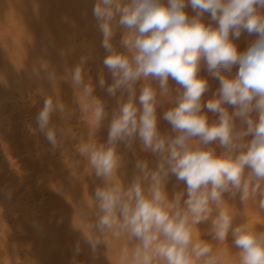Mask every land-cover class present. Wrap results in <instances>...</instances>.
I'll list each match as a JSON object with an SVG mask.
<instances>
[{"label": "clouds", "instance_id": "obj_1", "mask_svg": "<svg viewBox=\"0 0 264 264\" xmlns=\"http://www.w3.org/2000/svg\"><path fill=\"white\" fill-rule=\"evenodd\" d=\"M92 15L106 53L97 86L116 107L109 120L105 101L85 82L82 57L70 79L87 136L78 139L71 128L67 135L100 181L73 222L88 264L100 257L107 264H264V218L249 213H264V0H95ZM117 28L123 32L114 42ZM242 33L256 38L238 51ZM33 74L56 84L46 63ZM209 78L218 81L214 91ZM53 114L68 121L75 113L59 98L44 99L36 123L55 152L65 130L52 124ZM137 142L155 159L137 158L125 182L120 146L135 155ZM237 198L240 209L230 203ZM72 252L70 264H80L81 240Z\"/></svg>", "mask_w": 264, "mask_h": 264}, {"label": "rangeland", "instance_id": "obj_2", "mask_svg": "<svg viewBox=\"0 0 264 264\" xmlns=\"http://www.w3.org/2000/svg\"><path fill=\"white\" fill-rule=\"evenodd\" d=\"M94 3L95 0H0V235L6 238H0V241L5 240L3 245L0 242V264H70L77 240L82 244L77 261L88 264L90 260L88 246L83 244L81 233L73 227L75 210L86 205L87 197L95 185L100 184L99 180L93 181L86 160L75 151L79 137L86 138L88 130L87 125L79 121V105L75 102L77 92L70 79L71 70L80 65L82 57H88L81 65L85 82L91 79L94 94L105 101L109 120L116 106L115 99L109 98L97 86V73L103 67L106 53L101 46L102 33L92 15ZM185 11L191 13L189 16L195 15L190 7ZM204 19H208L207 14ZM122 32L123 29L117 28L114 42L120 39ZM255 38L242 33L234 43L238 51H245ZM45 63L57 70L54 87L33 74V68L39 69ZM104 71L106 82L111 83L110 74L107 69ZM236 71L237 68H233L232 75ZM201 75L207 73L202 71ZM170 84L175 87L174 82L170 81ZM209 84L212 91L219 87L218 81L210 78ZM48 96L54 100L59 98L75 113L68 121L53 114L52 124L65 130L64 143L55 152L36 123V116ZM210 96L211 92L207 93L205 101ZM167 107L169 105L165 103L164 108ZM164 108L158 109L161 115ZM107 125L108 120H105L97 134L100 142L107 139ZM68 128L77 133L76 141L67 137ZM160 128L170 131V126L163 120ZM134 149L135 155L120 146L127 168H131V173L127 170L123 177L125 182L128 177L131 179L137 158L155 159L140 150L139 142ZM173 184L175 178H172L169 190ZM230 203L238 209L242 207L238 198ZM249 213L253 219L264 218V213L257 214L255 209H249ZM200 228L204 232L207 225ZM96 264L107 262L100 257Z\"/></svg>", "mask_w": 264, "mask_h": 264}, {"label": "bare ground", "instance_id": "obj_3", "mask_svg": "<svg viewBox=\"0 0 264 264\" xmlns=\"http://www.w3.org/2000/svg\"><path fill=\"white\" fill-rule=\"evenodd\" d=\"M188 8H189V7H188ZM190 10H191V8H190ZM192 12H193V11H192ZM10 13H11V12H10ZM188 14H189V13H188ZM190 14H191V13H190ZM190 14H189V15H190ZM192 14H193V13H192ZM191 16H192V15H191ZM2 17H4V16H2ZM66 21H67V20H66ZM13 23H14V22H13ZM70 23H71V22H70ZM1 24H2V23H1ZM58 25H59V24H58ZM66 26H68V25H66ZM73 27H74V26H73ZM60 29H61V28H60ZM67 29H68V28H67ZM50 30H51V29H50ZM51 31H52V30H51ZM67 31L69 32V30H67ZM64 32H65V31H64ZM69 33H70V32H69ZM71 33H72V32H71ZM61 36H62V35H61ZM12 38H13V37H12ZM14 40H15V39H14ZM64 40H65V39H64ZM3 42H4V41H3ZM17 45H18V42H17ZM19 45H20V44H19ZM80 52H81V51H80ZM15 53H16V52H15ZM26 55H27V54H26ZM39 58H40V57H39ZM7 59H8V58H7ZM7 59H6V60H7ZM41 59H42V58H41ZM26 62H27V61H26ZM52 62H53V61H52ZM52 65H53V64H52ZM9 67H10V66H9ZM58 67H59V66H58ZM55 70H56V69H55ZM17 71H18V70H17ZM56 71H57V70H56ZM4 72H5V71H4ZM28 72H29V71H28ZM104 72H105V71H104ZM57 76H58V75H57ZM36 77H37V76H36ZM61 78H62V77H61ZM43 80H44V79H43ZM171 85H172V84H171ZM173 86H174V85H173ZM104 97H105V96H104ZM109 98H110V97H109ZM112 100H113V99H112ZM114 101H115V100H114ZM108 102H109V101H108ZM108 102H107V103H108ZM110 102H111V100H110ZM30 104H31V103H30ZM111 104H112V103H111ZM107 105H110V104H107ZM109 107H110V106H109ZM115 107H116V106H115ZM111 108H112V106H111ZM164 109H165V108H164ZM57 120H58V119H57ZM59 124H60V123H59ZM60 125H61V124H60ZM61 128H62V127H61ZM68 129H69V128H68ZM11 130H12V129H11ZM164 130H165V129H164ZM16 133H17V132H16ZM11 136H12V135H11ZM67 137H68V136H67ZM43 138H44V137H43ZM12 139H13V138H12ZM8 140H9V139H8ZM65 143H66V142H65ZM69 143H70V142H69ZM38 144H39V143H38ZM35 145H36V144H35ZM45 145H46V144H45ZM67 145H68V144H67ZM69 146H70V145H69ZM9 147H10V146H9ZM70 148H71V147H70ZM12 151H13V150H12ZM66 151H67V150H66ZM46 152H47V151H46ZM54 154H56V153H54ZM66 154H69V153L67 152ZM45 155H46V154H45ZM71 156H72V154H71ZM71 156H69V157H71ZM59 158H60V157H59ZM63 158H64V157H63ZM132 158H133V157H132ZM132 158H131V159H132ZM68 159H69V158H68ZM64 160H65V159H64ZM59 161H61V159H59ZM61 163H62V162H61ZM64 164H65V163H64ZM64 164H63V165H64ZM64 166H65V165H64ZM130 169H131V168H129V169L127 168L126 171L128 170V172H129ZM62 171H63V170H62ZM46 172H47V171H46ZM57 173H58V172H57ZM129 173H131V172H129ZM58 174H59V173H58ZM55 177H56V176H55ZM63 177H64V176H63ZM47 178H48V176H47ZM127 179L129 180L130 177H128ZM56 180H57V179H56ZM60 180H61V177H60ZM87 180H89V179H87ZM6 181H7V180H6ZM62 181H63V180H62ZM65 182H66V181H65ZM63 183H64V182H63ZM14 184H15V183H14ZM57 184H58V182H57ZM60 184H61V182H60ZM92 184H93V183H92ZM94 184H95V183H94ZM94 184H93V185H94ZM0 185H1V184H0ZM37 185H38V184H37ZM40 185H41V184H40ZM96 185H97V184H96ZM96 185H95V186H96ZM1 186H2V185H1ZM16 186H17V185H16ZM57 186H58V185H57ZM63 187H64V186H63ZM92 188H93V186H92ZM90 189H91V188H90ZM5 190H6V189H5ZM1 192H2V191H1ZM3 196H4V195H3ZM3 196H2V197H3ZM5 196H6V195H5ZM0 200H1V199H0ZM4 200H5V199H4ZM5 201H6V200H5ZM9 202H10V200H9ZM16 204H17V203H16ZM18 204H19V203H18ZM22 204H23V203H22ZM26 204H27V203H26ZM13 205H14V204H13ZM20 206H21V205H20ZM0 207H1V206H0ZM21 207H22V206H21ZM1 211H2V210H1ZM1 213H2V212H1ZM1 213H0V215H1ZM2 226H3V225H2ZM15 228H16V227H15ZM0 230H2V227L0 228ZM5 230H7V229H5ZM3 232H4V231H3ZM5 232H6V231H5ZM5 232H4L3 234H5ZM1 237H3V235H2V236L0 235V238H1ZM3 238H5V237H3ZM3 238H1V239H3ZM5 239H6V238H5ZM1 241H2V240H1ZM1 241H0V242H1ZM2 242H3V241H2ZM4 242H5V240H4ZM4 242L2 243V245L4 244ZM14 244H15V243H14ZM14 244H13V246H14ZM0 245H1V244H0ZM9 245H10V244H9ZM16 245L18 246V244H16ZM16 245H15V247H17ZM6 246H7V245H6ZM11 246H12V244H11ZM23 246H24V245H23ZM1 247H2V246H1ZM9 248H10V247H9ZM12 249H13V247H12ZM7 251H8V250H7ZM16 252L18 253V251H16ZM14 253H15V252L13 251V254H14ZM9 254H10V253H9ZM15 254H16V253H15ZM9 256H10V255H9ZM15 256H16V255H15ZM13 258H14V256H13ZM13 258H12V259H13ZM17 258H18V257H17Z\"/></svg>", "mask_w": 264, "mask_h": 264}]
</instances>
